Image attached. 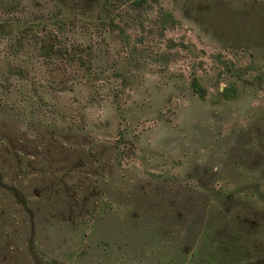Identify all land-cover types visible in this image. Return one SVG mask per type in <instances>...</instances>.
Returning a JSON list of instances; mask_svg holds the SVG:
<instances>
[{"label": "rangeland", "instance_id": "rangeland-1", "mask_svg": "<svg viewBox=\"0 0 264 264\" xmlns=\"http://www.w3.org/2000/svg\"><path fill=\"white\" fill-rule=\"evenodd\" d=\"M135 1L0 0V264H264V0Z\"/></svg>", "mask_w": 264, "mask_h": 264}, {"label": "trees", "instance_id": "trees-1", "mask_svg": "<svg viewBox=\"0 0 264 264\" xmlns=\"http://www.w3.org/2000/svg\"><path fill=\"white\" fill-rule=\"evenodd\" d=\"M146 4V1L145 0H136L134 2V5L137 6V7H143L144 5ZM47 50L49 51L48 53L49 54H52L53 53V50H51L50 48L47 47ZM59 50L57 49V52ZM192 86H193V89L194 91L201 97H204V91H203V88L202 86L199 84L198 80L195 78L193 83H192Z\"/></svg>", "mask_w": 264, "mask_h": 264}]
</instances>
